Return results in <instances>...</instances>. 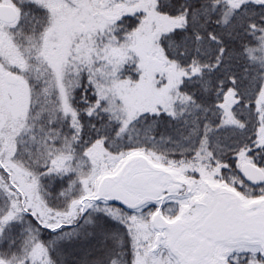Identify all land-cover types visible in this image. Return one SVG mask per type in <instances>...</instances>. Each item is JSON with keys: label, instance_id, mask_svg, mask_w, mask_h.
Wrapping results in <instances>:
<instances>
[{"label": "trees", "instance_id": "obj_1", "mask_svg": "<svg viewBox=\"0 0 264 264\" xmlns=\"http://www.w3.org/2000/svg\"><path fill=\"white\" fill-rule=\"evenodd\" d=\"M40 1H5L19 17L5 24L13 30L0 39L4 53L25 49L28 37L43 33L47 12ZM216 1L157 0L158 12L181 20L160 35L161 54L190 76L182 79L168 110L140 114L126 129L95 109L96 94L84 75L68 90V110L60 106L55 86L29 76L32 103L13 156L36 179L46 206L66 210L82 194V180H95L132 151L170 165H218L222 179L250 195L241 165L249 160L264 171V126L254 106L263 71L246 49L256 44L257 30L264 29V0L243 3L226 23L222 11L213 8ZM134 23L128 19L124 25ZM44 89L49 95H43ZM50 98L55 104L46 102ZM224 106L230 107L228 115ZM102 199L106 202L91 205L75 223L50 230L23 210L15 193L0 186V260L30 264L23 240L32 232L45 252L39 264L148 262L151 232L147 212L133 210L139 201ZM259 258L236 255L230 263L264 264Z\"/></svg>", "mask_w": 264, "mask_h": 264}, {"label": "rangeland", "instance_id": "obj_2", "mask_svg": "<svg viewBox=\"0 0 264 264\" xmlns=\"http://www.w3.org/2000/svg\"><path fill=\"white\" fill-rule=\"evenodd\" d=\"M5 1L1 0L0 4L11 5ZM253 1L257 0H217L213 8L222 11V22L226 23L243 3ZM40 2L47 12L43 33L36 38L28 37L25 49L18 48L7 54L0 43V186L9 193H15L23 210L39 226L54 230L75 223L91 205L106 202L102 198L120 199L123 196L136 199L139 205L133 210L147 212L151 240L146 249L148 262L137 260L134 264H181L167 248L166 231L159 230L153 223L155 215H158L156 224L178 222V226H183L198 211L196 201L208 200L212 189L236 196L239 205L246 209H249L251 201L264 199V195L252 197L234 189L233 185L222 179L218 165L207 167L192 161L170 165L153 160L141 151H132L121 157L113 169L101 173L95 180H82V194L72 200L66 210L57 211L46 206L40 197L36 179L13 156L16 139L25 127L32 103L30 75L57 88V99L64 110H68V90L84 75L96 94L95 109L102 110L121 129H126L140 114L168 110L177 98L182 79L190 74L174 63H167L161 54L158 45L160 35L178 27L181 20L158 12L157 0ZM18 17L16 10L13 22ZM128 19L136 21L134 27H125ZM11 23L0 21L1 40L6 39L5 36L13 30L5 25ZM257 31L256 44L248 47L246 54L263 71L262 88L254 100L263 127L264 29ZM36 61L37 67L32 68ZM24 71L26 78L22 75ZM42 93L47 96L49 90L44 89ZM53 101L50 98L46 102L52 104ZM224 111L228 115L230 107L224 106ZM133 157H139L142 168L155 175L151 185L156 191L143 193L136 189L125 190L121 185L119 174ZM247 162L250 161L245 160L243 164ZM29 234L23 243L30 250V264H39L45 252L40 244H35L33 233ZM216 252L221 256L216 264H231V259L243 254L258 255L259 259H264L259 241L223 243ZM35 259H38V263ZM0 264L9 263L0 260ZM17 264L25 263L19 261ZM250 264L258 263L250 261Z\"/></svg>", "mask_w": 264, "mask_h": 264}, {"label": "flooded vegetation", "instance_id": "obj_3", "mask_svg": "<svg viewBox=\"0 0 264 264\" xmlns=\"http://www.w3.org/2000/svg\"><path fill=\"white\" fill-rule=\"evenodd\" d=\"M138 167L140 171L138 169L136 172L132 174L131 172H132V169H134V167L132 166V162H131V164L125 168L126 170L129 169L131 172H128L127 174L122 175V173L126 171V170H123L124 172L121 173V179H123L126 185L139 182V185L136 188V190H142L140 188L141 179H142V176L140 175L141 172L144 171V173H146V175L150 177L149 185H151V181L154 180L155 175L149 174L148 172H146L142 168L141 163L138 164ZM262 172L264 174L263 170ZM242 177L245 180V182L249 184V189L252 191L249 196L259 197V196L264 195L262 194L264 191L262 190V188H264L263 187L264 182L262 184H253V183L248 182L244 178L243 175ZM233 187L237 191L239 190L236 186H233ZM231 196L232 195H229L227 192H224L222 190L215 191L214 189H212L210 191V196L208 200H205V201L197 200L196 201V205L198 206V211L194 215H192L187 220V222L184 223L183 226H178L177 225L178 222H170L169 224H166V225H163V224L159 225V224L154 223V217H153V223L155 224L156 228H158L159 230L164 229L166 231L167 248L171 251L172 255L176 256L179 259L181 264H216L217 261L221 260V256H219L216 252L220 244L230 243V242H234L238 240L248 241L242 238L215 240L213 239L215 237L212 235L208 226H206V219L211 214L216 203L219 202L223 198H229ZM263 200L264 199L261 198L255 201H251L250 204L248 205L249 209H247V211L251 212V211L257 210L258 208L264 207ZM159 211L161 212V210ZM201 240H207L208 242L207 253L205 254L201 253V242H200ZM156 241H158V238ZM253 241H258V240H253ZM181 257L185 260V262H181V259H180ZM196 260H198L197 263H195Z\"/></svg>", "mask_w": 264, "mask_h": 264}, {"label": "water", "instance_id": "obj_4", "mask_svg": "<svg viewBox=\"0 0 264 264\" xmlns=\"http://www.w3.org/2000/svg\"><path fill=\"white\" fill-rule=\"evenodd\" d=\"M16 19V10L11 5H1L0 4V21L11 23ZM134 167L132 172L129 169L126 170L122 175L131 172L132 174L136 172L139 167L138 164L141 163L139 157H133L128 161V166L131 164ZM140 171V169H139ZM241 172L244 178L253 184H262L264 182V175L260 168L251 164L245 163L241 167ZM121 185L127 189H136L139 182L126 185L121 179ZM142 176L139 190L143 193L148 191H156V188L149 185V178L144 171L140 174ZM149 185V186H148ZM124 201H131V198H120ZM219 201V200H218ZM158 215L154 216V223H156ZM206 226H208L215 240H227V239H238L242 238L244 240L253 241L258 240L261 243L262 250L264 252V207L258 208L254 211H247L244 206L238 204V199L236 196H231L229 198H223L214 206L211 214L206 219ZM201 253H207V240H201ZM181 262L185 260L181 257ZM199 259V258H197ZM188 262V261H187ZM196 260L195 263H197Z\"/></svg>", "mask_w": 264, "mask_h": 264}]
</instances>
